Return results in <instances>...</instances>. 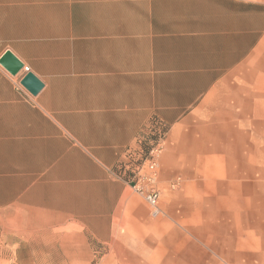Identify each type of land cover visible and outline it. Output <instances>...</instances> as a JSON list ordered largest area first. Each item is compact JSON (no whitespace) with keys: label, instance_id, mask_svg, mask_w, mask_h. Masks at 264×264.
Instances as JSON below:
<instances>
[{"label":"crops","instance_id":"obj_1","mask_svg":"<svg viewBox=\"0 0 264 264\" xmlns=\"http://www.w3.org/2000/svg\"><path fill=\"white\" fill-rule=\"evenodd\" d=\"M7 50L44 83L34 95L0 64V230L14 244L141 215L110 171L156 120L161 185L181 175L177 196L253 203L264 0H0Z\"/></svg>","mask_w":264,"mask_h":264},{"label":"rangeland","instance_id":"obj_2","mask_svg":"<svg viewBox=\"0 0 264 264\" xmlns=\"http://www.w3.org/2000/svg\"><path fill=\"white\" fill-rule=\"evenodd\" d=\"M22 75L14 77L19 80ZM156 121L165 132L154 184L160 191L158 214L153 212L145 196L133 187V174L127 170L125 150L110 172L114 178L128 185L131 203L141 211V215L122 208L111 224L115 226L113 230L42 231L41 239L34 240L41 242L36 245H16L14 242L18 240L12 234L0 230V264H138L129 261L130 257H158L164 259L165 264H264V180H261L264 166H255L253 203L252 199H245L243 203L236 197L208 199L194 187L185 196H177L175 194L183 186L181 175L173 176L166 185L160 183V159L168 131L161 120ZM150 127L143 137L149 134ZM150 137L148 135L147 139ZM149 143L144 142L145 153L149 152ZM255 153L256 158L263 157L264 150H256ZM125 168L128 175H117L120 172L124 174ZM240 206L246 209L242 207V212L237 214L235 210ZM252 239L254 251L246 252V245ZM231 241L240 242L239 248L231 246Z\"/></svg>","mask_w":264,"mask_h":264},{"label":"built area","instance_id":"obj_3","mask_svg":"<svg viewBox=\"0 0 264 264\" xmlns=\"http://www.w3.org/2000/svg\"><path fill=\"white\" fill-rule=\"evenodd\" d=\"M23 72H29V67L25 66L16 77L21 75ZM9 75L11 74L9 73ZM23 76L24 75H22L18 80V84L20 86H22L21 79ZM148 133V135L151 136L149 138L151 142L147 139L148 135H146V137L142 136L139 138L137 146H132L126 149V157L128 159L127 170H130V173L133 174L131 182L134 184L133 187L135 188V190L145 196L148 204L153 209V212L158 214L160 210V191L155 187L154 184L158 177V158L164 148L165 132L160 128L158 121H155L149 128ZM152 134H154L155 136L153 137ZM145 141H147L148 143L150 142L148 153L144 152ZM126 173L127 172L125 168L124 174L120 172L117 175H128Z\"/></svg>","mask_w":264,"mask_h":264},{"label":"water","instance_id":"obj_4","mask_svg":"<svg viewBox=\"0 0 264 264\" xmlns=\"http://www.w3.org/2000/svg\"><path fill=\"white\" fill-rule=\"evenodd\" d=\"M0 64L12 76H17L25 67L24 62L11 50H7L0 57ZM21 84L32 94L36 95L43 88L44 83L34 73L27 72L21 79Z\"/></svg>","mask_w":264,"mask_h":264},{"label":"bare ground","instance_id":"obj_5","mask_svg":"<svg viewBox=\"0 0 264 264\" xmlns=\"http://www.w3.org/2000/svg\"><path fill=\"white\" fill-rule=\"evenodd\" d=\"M169 258L172 259V257ZM129 261L138 264H165L166 262L164 259L158 257H147L146 259H144L143 257H130ZM172 263H174V261Z\"/></svg>","mask_w":264,"mask_h":264}]
</instances>
